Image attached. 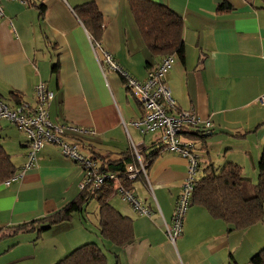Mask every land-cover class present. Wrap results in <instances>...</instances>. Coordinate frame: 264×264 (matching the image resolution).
Instances as JSON below:
<instances>
[{
  "label": "crops",
  "instance_id": "obj_1",
  "mask_svg": "<svg viewBox=\"0 0 264 264\" xmlns=\"http://www.w3.org/2000/svg\"><path fill=\"white\" fill-rule=\"evenodd\" d=\"M86 1H1L0 99L14 105L9 95L14 92L20 101L33 104L35 85L45 82L53 92L49 119L67 126L69 139L80 140L108 162L124 160L123 152L131 153L133 148L148 153L159 131L149 132V138L141 135L134 121L142 110L124 77L105 63L103 52L137 80H143L147 69L159 64L162 56L148 50L128 0H93L103 16L99 47H94L73 11ZM152 1L182 18L183 52L175 54L165 83L178 108L193 109L210 122L205 131L206 150L197 147L198 169L209 161H232L242 166L244 176L246 165L257 174L264 143V104L258 100L264 94V0ZM223 1L230 9L218 12L217 4ZM54 62L58 63L55 70ZM14 128L15 139L0 135V146L17 168L11 179L0 182L1 230L32 221L39 227L38 219L59 210L79 193L84 175L81 165L64 157L53 144H45L34 163L24 169L27 138ZM128 162H136L135 156ZM145 170L146 176L138 177L140 184L134 181L131 191L149 215L139 214L129 202L111 203L113 196L108 200L132 220V242L124 246L109 242L114 248L107 246L100 238L98 217L96 224L87 222L90 200L82 216L74 213L70 220L42 231L37 239L35 230L0 239V264H54L76 246L91 241L92 234L96 240L92 242L107 247V264L109 260L111 264H245L264 242V218L243 230H231L204 207L193 205L173 244L164 225L171 221L187 159L163 149L149 168L145 163Z\"/></svg>",
  "mask_w": 264,
  "mask_h": 264
},
{
  "label": "trees",
  "instance_id": "obj_2",
  "mask_svg": "<svg viewBox=\"0 0 264 264\" xmlns=\"http://www.w3.org/2000/svg\"><path fill=\"white\" fill-rule=\"evenodd\" d=\"M128 4L148 50L153 55L162 57L170 54L182 55L183 23L179 14L164 4L152 0H128ZM216 8L218 12H221L229 10L230 6L223 1L217 4ZM73 11L89 32L90 40L93 43H99L103 31V16L96 3L88 0L75 5ZM57 64V62L52 64L53 70L57 68ZM9 95L16 103L24 102L20 101L19 95H15L14 92ZM207 133L190 131L184 132V135L193 139L200 150H206ZM162 150L152 149L144 154L138 151L142 162L146 163V169ZM133 156V152H123L125 161H131ZM117 167L121 168V161L109 162L106 170L113 171ZM16 172L17 168L9 154L0 146V182L11 179ZM134 181L135 179L117 177V182L107 180L97 188L85 186L62 208L38 219L36 222L39 227H36L35 221H32L0 229V239L32 230L36 231L37 239L42 231L53 224L70 220L74 213L82 216L86 203L94 199L98 205V230L101 237L114 246H124L134 239L132 220L120 213L108 200L117 193V183L131 191ZM193 205L204 207L212 218L223 220L231 230H243L262 222L264 218V143L257 162L255 183L243 175L242 166L236 162L227 161L222 166L212 161L206 162L201 169V174L194 178L188 208ZM54 264H107V257L99 244L88 241L73 248ZM245 264H264V245L256 250Z\"/></svg>",
  "mask_w": 264,
  "mask_h": 264
},
{
  "label": "built area",
  "instance_id": "obj_3",
  "mask_svg": "<svg viewBox=\"0 0 264 264\" xmlns=\"http://www.w3.org/2000/svg\"><path fill=\"white\" fill-rule=\"evenodd\" d=\"M18 1L27 3L29 0ZM2 15L0 4V16ZM93 45L99 47L98 43ZM174 57V54L163 56L159 64L147 69L143 80H137L123 71L109 53L103 52L105 63L124 77L126 88L142 110L141 116L134 121V125L141 133L159 131V137L152 144V149L173 150L187 159L186 177L175 200L171 223L164 225L165 233L172 243L182 232L183 218L188 209L199 158L198 145L193 139L186 137L184 132H205L210 127L209 120L198 117L193 109L177 107L176 100L165 83V75ZM52 98L53 92L45 82L40 81L34 87L33 104L21 102L10 106L0 99V120L11 122L21 129L27 138L24 169L34 163L36 154L45 144H53L59 148L64 157L73 160L83 168L84 175L79 185L80 189L85 186L97 188L107 180L117 182V177L133 180L142 175L146 176L145 164L135 148L133 152L136 162L120 160L121 168L117 167L113 171L106 170L109 165L107 160L86 149L80 140L69 139L65 135L67 126L54 123L49 119V106ZM258 100L264 104V94L259 96ZM116 185L117 192L132 205L135 211L141 215L150 214L149 209L142 206L123 185L120 183Z\"/></svg>",
  "mask_w": 264,
  "mask_h": 264
},
{
  "label": "rangeland",
  "instance_id": "obj_4",
  "mask_svg": "<svg viewBox=\"0 0 264 264\" xmlns=\"http://www.w3.org/2000/svg\"><path fill=\"white\" fill-rule=\"evenodd\" d=\"M5 102H7V103H9L8 102V100H4ZM1 124H2V126H0V130H2L1 132H0V135H1V137H4L3 139H15V137H14V133L16 132L15 131V128H14V125H12V124H10V123H8L7 121H5V120H2L1 122H0ZM8 127V128H7ZM5 130V131H4ZM4 131V135L2 134V132ZM149 132H152L153 133V131H149ZM149 132H145L144 134H141L142 136H146L147 138H149L150 136H151V134L149 133ZM201 159V164H203L204 162H203V160H205V158L203 157H201L200 158ZM210 159L211 160H215L216 159V157H214V158H212V157H210ZM198 162H199V158H198ZM215 163H216V165H220V166H222L223 164H224V162H219V161H215ZM243 169V168H242ZM246 170H247V175H246V177H250L249 179L252 181V183H255L256 182V174H254L249 168H248V166L246 165ZM201 174V170L200 169H198L197 168V170H196V173H195V177L197 178L199 175ZM140 181H141V179L140 178H137L136 180H135V182H137V183H135V184H140ZM146 182H147V180H146ZM131 193H132V195H134V196H136V194H135V192H134V190L133 191H130ZM113 196V200H111V203H117V201L119 202H123V203H128L126 200H124L123 198H122V195L120 194V193H116V194H114V195H112ZM86 210H87V215H88V220H87V222L89 223V224H94V222H95V219H97V215H98V209H97V203H96V201L95 200H91L88 204H87V206H86ZM137 213V212H136ZM74 216L75 217H77L78 216V214H74ZM95 224H96V222H95ZM182 231V230H181ZM92 237H91V241H96L95 240V236L92 234L91 235ZM101 238V240L103 241V242H105L106 244H107V246H111V247H113L114 248V246L113 245H111L109 242H107L106 240H104V239H102V237H100ZM88 241V240H87ZM175 242V241H174ZM174 244V243H173ZM264 245V242L262 243V244H260V246H259V248L260 247H262ZM103 247V246H102ZM258 248V249H259ZM103 249V251L106 253V254H108V250H107V247H104V248H102ZM256 251V250H255ZM249 260V259H248ZM108 264H111L110 263V260H109V263Z\"/></svg>",
  "mask_w": 264,
  "mask_h": 264
},
{
  "label": "bare ground",
  "instance_id": "obj_5",
  "mask_svg": "<svg viewBox=\"0 0 264 264\" xmlns=\"http://www.w3.org/2000/svg\"><path fill=\"white\" fill-rule=\"evenodd\" d=\"M2 120H4V119H2ZM7 121V120H6ZM9 122V121H8ZM11 123V122H10Z\"/></svg>",
  "mask_w": 264,
  "mask_h": 264
}]
</instances>
